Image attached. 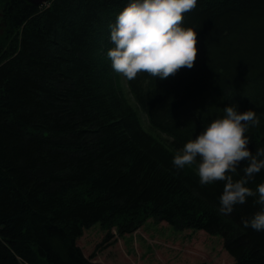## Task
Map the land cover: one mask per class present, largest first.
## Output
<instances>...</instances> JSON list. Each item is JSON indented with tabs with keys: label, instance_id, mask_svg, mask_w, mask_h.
<instances>
[{
	"label": "trees",
	"instance_id": "16d2710c",
	"mask_svg": "<svg viewBox=\"0 0 264 264\" xmlns=\"http://www.w3.org/2000/svg\"><path fill=\"white\" fill-rule=\"evenodd\" d=\"M128 2L0 0V264H99L76 244L84 232L149 218L219 237L232 264H264V231L242 222L255 198L221 214L223 182L172 164L231 104L255 111L248 148H264V0H197L183 22L194 66L124 83L107 51ZM261 182L264 169L247 186Z\"/></svg>",
	"mask_w": 264,
	"mask_h": 264
},
{
	"label": "clouds",
	"instance_id": "9594fccd",
	"mask_svg": "<svg viewBox=\"0 0 264 264\" xmlns=\"http://www.w3.org/2000/svg\"><path fill=\"white\" fill-rule=\"evenodd\" d=\"M196 5L197 0H129L110 25L114 46L107 58L113 72L131 81L141 73L166 79L181 68L191 69L198 55L197 33L183 22ZM259 123L255 111L226 106L221 118L211 120L176 151L172 164L180 170H194L201 185L223 182L221 214H231L235 205L255 198L259 210L242 222L245 228L264 231V182L255 189L247 186L264 169V148L255 154L248 148L249 128ZM245 162L243 176L234 179Z\"/></svg>",
	"mask_w": 264,
	"mask_h": 264
},
{
	"label": "rangeland",
	"instance_id": "374dc122",
	"mask_svg": "<svg viewBox=\"0 0 264 264\" xmlns=\"http://www.w3.org/2000/svg\"><path fill=\"white\" fill-rule=\"evenodd\" d=\"M120 79L125 83L124 77ZM76 244L86 258L99 264H232L219 237L177 230L153 218L131 234L119 235L115 227L103 231L97 225L84 232Z\"/></svg>",
	"mask_w": 264,
	"mask_h": 264
},
{
	"label": "water",
	"instance_id": "95a60500",
	"mask_svg": "<svg viewBox=\"0 0 264 264\" xmlns=\"http://www.w3.org/2000/svg\"><path fill=\"white\" fill-rule=\"evenodd\" d=\"M26 1L34 6L40 7L51 0H26Z\"/></svg>",
	"mask_w": 264,
	"mask_h": 264
},
{
	"label": "bare ground",
	"instance_id": "6f19581e",
	"mask_svg": "<svg viewBox=\"0 0 264 264\" xmlns=\"http://www.w3.org/2000/svg\"><path fill=\"white\" fill-rule=\"evenodd\" d=\"M44 8V7H43ZM158 140V139H157ZM174 151V150H173ZM172 152V151H171Z\"/></svg>",
	"mask_w": 264,
	"mask_h": 264
}]
</instances>
